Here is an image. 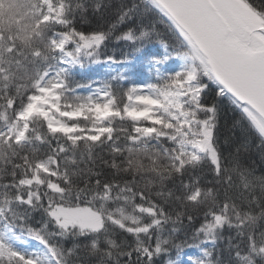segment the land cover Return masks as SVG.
<instances>
[{"label":"snow or ice","instance_id":"obj_1","mask_svg":"<svg viewBox=\"0 0 264 264\" xmlns=\"http://www.w3.org/2000/svg\"><path fill=\"white\" fill-rule=\"evenodd\" d=\"M185 247L264 264V0H0V264Z\"/></svg>","mask_w":264,"mask_h":264},{"label":"trees","instance_id":"obj_2","mask_svg":"<svg viewBox=\"0 0 264 264\" xmlns=\"http://www.w3.org/2000/svg\"><path fill=\"white\" fill-rule=\"evenodd\" d=\"M112 50H113L112 48L109 49V51H112ZM153 50L154 51L159 50L161 53L163 51L162 49H159L158 46H155ZM115 51H116L117 56H119V54H120L119 47L115 48ZM96 72H100L102 74L103 69L100 67H97L94 71L89 72V75L94 76L95 78H100V77L96 76ZM145 72H146V70H145ZM146 74H147V72H146ZM78 78H80V77H78ZM200 255H201V253H200V250L198 248H187V247H185L180 254L182 264H189V257H191L192 259H195ZM172 258L173 259L176 258L175 252H173Z\"/></svg>","mask_w":264,"mask_h":264},{"label":"rangeland","instance_id":"obj_3","mask_svg":"<svg viewBox=\"0 0 264 264\" xmlns=\"http://www.w3.org/2000/svg\"><path fill=\"white\" fill-rule=\"evenodd\" d=\"M201 253V252H200Z\"/></svg>","mask_w":264,"mask_h":264}]
</instances>
